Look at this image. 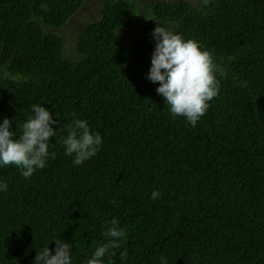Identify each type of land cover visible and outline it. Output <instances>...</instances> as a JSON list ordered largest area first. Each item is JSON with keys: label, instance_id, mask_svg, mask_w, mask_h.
<instances>
[{"label": "trees", "instance_id": "1", "mask_svg": "<svg viewBox=\"0 0 264 264\" xmlns=\"http://www.w3.org/2000/svg\"><path fill=\"white\" fill-rule=\"evenodd\" d=\"M157 24L224 73L196 126L146 78ZM33 104L103 144L74 167L51 137L33 176L0 168V264H37L60 238L82 264L113 217L127 233L115 264H264V0H0V120L19 134Z\"/></svg>", "mask_w": 264, "mask_h": 264}, {"label": "clouds", "instance_id": "2", "mask_svg": "<svg viewBox=\"0 0 264 264\" xmlns=\"http://www.w3.org/2000/svg\"><path fill=\"white\" fill-rule=\"evenodd\" d=\"M151 38L154 49L146 78L158 83L155 91L170 106L173 118L183 116L196 126L209 109V102L219 95L221 89V80L216 73L222 76L224 73L214 63L213 51L204 48L199 40L185 39L183 34L165 25L157 24ZM14 122L15 118L0 120V168L15 165L24 178L45 168L48 157L54 155L49 152L51 137H60L64 154L73 157L74 167L94 157L103 144L101 134L92 130L86 120L75 119L60 127L59 116L54 119L51 111L42 104L31 106L19 134L14 131ZM7 190V182L0 179V192ZM160 195L158 191H153L151 199L155 200ZM111 202L116 203L115 199ZM106 223L109 226L103 235L107 242L96 247L82 264H115V250L127 240V233L116 217ZM51 241L55 242L54 254L48 246L44 247L35 257L37 264H73L70 242L61 238ZM127 255L126 249L120 252L121 259ZM160 264H167L166 257H160Z\"/></svg>", "mask_w": 264, "mask_h": 264}, {"label": "rangeland", "instance_id": "3", "mask_svg": "<svg viewBox=\"0 0 264 264\" xmlns=\"http://www.w3.org/2000/svg\"><path fill=\"white\" fill-rule=\"evenodd\" d=\"M140 4H144V3H156V2H160V1H169V2H174L175 0H137ZM89 7V6H87ZM96 11L93 7L87 8V13L89 14L91 11ZM73 27V26H71ZM70 27V28H71Z\"/></svg>", "mask_w": 264, "mask_h": 264}]
</instances>
